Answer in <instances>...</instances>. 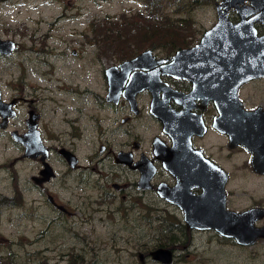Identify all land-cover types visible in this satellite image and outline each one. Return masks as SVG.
<instances>
[{"label": "rangeland", "instance_id": "obj_1", "mask_svg": "<svg viewBox=\"0 0 264 264\" xmlns=\"http://www.w3.org/2000/svg\"><path fill=\"white\" fill-rule=\"evenodd\" d=\"M216 1L220 0L179 14L190 21H173L190 23V34L183 41L197 39L217 20ZM141 11H145L142 0H0V36L19 43L11 55H0L2 98L17 90L32 98L42 112L39 127L45 131L44 142L73 147L80 162L89 165L69 171L56 152L51 163L58 170L57 177L37 186L31 179L37 172L34 160L21 156L23 149L9 132L13 127L23 128L24 121L0 130V264H139L140 252L150 251L164 235L177 230L179 221H170L172 227L167 228L169 217L160 210L156 196L122 197L111 183L123 182V171L108 158L98 164L92 159L101 142L118 149L126 138L114 129L116 113L105 103L104 69L130 55L103 52L101 34L95 40L94 28L103 20ZM231 14L237 18L234 10ZM154 45L167 49L164 43ZM246 86L253 89L254 100L264 98L259 81L256 87ZM17 111L16 118L25 117L26 104ZM150 122L142 119L137 130L145 143L154 132ZM99 128L104 129L103 135ZM245 159L239 150L232 155L227 164L228 187L238 193L240 205H264V177L254 175ZM138 190L135 187V193ZM47 192L72 212L51 206ZM3 199L12 204L6 205ZM241 245L212 231L194 230L190 244L174 250L171 264H264V239ZM146 264L161 263L149 256Z\"/></svg>", "mask_w": 264, "mask_h": 264}, {"label": "flooded vegetation", "instance_id": "obj_2", "mask_svg": "<svg viewBox=\"0 0 264 264\" xmlns=\"http://www.w3.org/2000/svg\"><path fill=\"white\" fill-rule=\"evenodd\" d=\"M245 2L250 3L249 0H245ZM232 10L236 12V19L231 14ZM228 13L232 20H238L239 14L234 7L230 8ZM261 25L260 22H255L259 32L262 31ZM206 29L202 31V34ZM202 34L195 40L182 41L174 48L166 47L167 49H165L164 46L158 47L160 45L150 44L143 47L140 51L123 56L118 62L110 64L117 66L116 70L121 71L120 64L123 61L135 57L143 50H151L150 55L137 61L138 66L131 68L126 73H122V87L118 100H107L105 96V103L113 107L116 113L114 129L121 132L126 138L119 143L120 147L118 149H113L106 142H101L99 152L92 159L96 160L98 164L108 158L114 168L119 167L123 171L125 180L111 183V187L116 189V192L122 197H128L129 200H132V195H134V198L142 200V198L155 199L156 196L159 199L160 210L169 217V222L179 221L174 227L177 229L175 233L178 234L181 229L185 232V237L190 242L192 231L197 230L212 231L222 239L238 244L234 238L222 235L213 228L188 227L185 222L188 212H192L193 216L198 218L205 214V209L216 210L217 201L220 199L215 180L217 177L215 171L219 172V170H216L217 168L222 169L227 174L224 183L225 209L240 212L251 207H264L263 204L257 202L246 206L240 205L237 203L238 198L236 195L238 193L228 187L231 174L227 164L230 163L232 155L238 150L245 154V160H247L248 166L254 175L264 177V173L253 169L251 164L252 153L241 143H234L226 132L230 128V120L233 119L235 121L239 117L236 114L237 108L231 109V102L226 100L224 94H221L222 89L214 84V75L211 74L208 68L203 66L202 62H198L188 56H181L176 60L175 74L166 72L167 65L173 61L172 57L177 50L196 45L200 41ZM15 42L16 47L13 52L19 47V43L16 40ZM0 55L8 56L11 53ZM107 68L108 66L105 67L104 74L108 89ZM257 81H259V86L262 87L264 85V76L253 77L242 82L237 88V96L245 110L251 111L261 108L264 114V98L257 102V100H254L253 89L246 86L251 84V86L256 87ZM173 90L180 92L182 95H176L178 98H175L172 95ZM209 92L217 93L218 97L225 102L223 106L224 115H221L216 99L213 96H209ZM190 93H192V96L185 98ZM261 94H263L261 97H264V90ZM3 100L13 102L11 108L14 110V114L6 118L0 112V130L7 131L12 122L18 125L19 122L22 124L24 121L23 128L13 127L9 131L13 140L24 151V144L14 139L13 131H17L18 134L25 133L28 130L29 122H33L35 118L36 128L44 142L45 131L43 133L42 128L39 127L42 120V112L33 103V99L24 95L22 91L19 92L17 90L7 99L3 98ZM153 102L154 107L161 115L159 117L152 111ZM23 103L26 104V116L21 119L16 118L18 117L17 108ZM8 109L10 107H6L3 113L9 112ZM177 112H179V115L175 114ZM4 118H6L7 122H4ZM145 118L151 121L149 126L154 129L146 143L142 139L143 135L137 132L140 126L139 123ZM13 119L17 120L13 121ZM1 123H6V125L2 127ZM223 128L226 130H223ZM233 129L235 130L236 127H233ZM99 130L101 135H103L104 129L101 130L99 128ZM174 137L179 148H172L175 142ZM45 144L48 146L46 160L52 167V175L49 180L38 181L41 177V157L40 155L34 158L28 157L34 160L37 167V172L31 175L35 185L43 187L57 177L58 170L51 163L56 152L59 159L66 163L67 170L81 171L88 168V164L80 162V157L73 147L61 144ZM261 144L260 150L262 153L264 152V141ZM61 147L71 150L77 156L76 167L70 165L59 152ZM21 156L27 157L23 156V152ZM129 173L133 175L132 178L129 177ZM117 176L119 177V175ZM79 183L82 184L83 181L80 180ZM135 187L139 189L137 193H135ZM47 194V202L51 206L67 214L72 212L52 192H47ZM104 194L107 193L105 192ZM233 201L237 204H233ZM218 212L224 215V208L221 207ZM144 217H147V215L144 214ZM255 224L258 226L264 225V217L256 220ZM169 227H172V222L169 223L167 228ZM261 239L258 238L252 245ZM186 247L187 244L185 243L183 246L174 245L173 248L176 250L177 248L184 249ZM142 253L146 261V258L149 257V251Z\"/></svg>", "mask_w": 264, "mask_h": 264}, {"label": "water", "instance_id": "obj_3", "mask_svg": "<svg viewBox=\"0 0 264 264\" xmlns=\"http://www.w3.org/2000/svg\"><path fill=\"white\" fill-rule=\"evenodd\" d=\"M249 1L250 3H246L245 0L216 1L218 16L216 22L204 31L196 45L177 50L172 57L173 61L167 65L166 72L175 74L176 60L181 56L192 57L196 61L202 62L203 66L209 69L214 75V84L222 89L221 94H224L226 100L231 102V109L237 108L236 114L239 118L235 121L230 120V128L226 132L234 143H241L252 153L251 164L253 169L264 173V152L261 153L260 150L261 142L264 141V114L261 108L251 111L245 110L237 96V88L242 82L253 77L264 76V0ZM231 7H234L239 14L238 20L234 21L230 18L228 10ZM255 22L262 24L261 32L258 31ZM15 47L16 42L13 38L0 36V54H10ZM150 53L151 50L146 49L135 57L123 61L120 64L121 71L116 70L117 66H108L106 69L107 100H118L122 87V73L138 66L137 61L150 55ZM172 95L178 98L182 94L173 90ZM191 96L192 93L185 98ZM209 96L216 99L221 115H224L223 106L225 102L218 97L217 93L209 92ZM12 103L3 100L0 89V112L6 118L14 114V110L11 108ZM6 107H10L9 112L3 113ZM152 111L156 116H161L154 107V102L152 103ZM175 114L179 115V112ZM6 118H4V122H7ZM5 125L6 123H1L2 127ZM233 127L236 129L234 130ZM223 130L226 129L223 128ZM13 136L15 140L24 144L23 156L34 158L40 155L42 168L40 170L41 177L38 181L49 180L52 175V167L46 160L48 146L43 142L36 128V119L34 118L33 122H29L28 130L25 133L18 134L14 130ZM174 140L172 148H179L175 137ZM59 152L70 165L77 166L78 158L71 150L61 147ZM216 170H219V172L215 171L217 175L215 180L220 197L216 204V210L205 209V214L198 218L194 217L192 212H188L185 217L186 225L188 227L213 228L222 235L234 238L237 243L242 245H252L258 238L264 239V225L255 224L256 220L264 217V207H251L240 212L225 209L224 183L227 174L220 168ZM221 207L224 208V215L218 212ZM149 256L161 264H171L174 259V248L159 245L149 251ZM139 264H146L142 252L139 253Z\"/></svg>", "mask_w": 264, "mask_h": 264}, {"label": "trees", "instance_id": "obj_4", "mask_svg": "<svg viewBox=\"0 0 264 264\" xmlns=\"http://www.w3.org/2000/svg\"><path fill=\"white\" fill-rule=\"evenodd\" d=\"M212 1L142 0L145 11L129 16L123 15L120 19H110V22L103 20L102 25L97 24L94 28V39L96 40V36L101 34L99 38H101L103 52L112 50L118 52L119 55L133 54L144 45L156 43H164L166 47L174 48L185 40L186 34H190V23L176 24L173 21H190L188 16H179V14L183 11L190 13L195 7L209 4ZM19 198H21L20 195ZM1 202L6 205L12 204L9 199H3ZM178 232V234L174 232V234L164 235L163 240L156 246L174 247V245L183 246L185 243L189 245L190 240L185 237V232L181 229ZM38 264L52 263L41 261Z\"/></svg>", "mask_w": 264, "mask_h": 264}]
</instances>
